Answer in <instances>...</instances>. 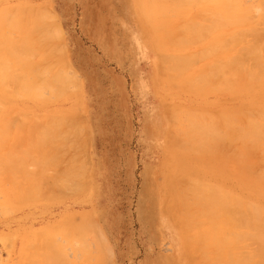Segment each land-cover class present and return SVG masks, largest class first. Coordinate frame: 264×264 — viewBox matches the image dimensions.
<instances>
[{
    "label": "rangeland",
    "instance_id": "1",
    "mask_svg": "<svg viewBox=\"0 0 264 264\" xmlns=\"http://www.w3.org/2000/svg\"><path fill=\"white\" fill-rule=\"evenodd\" d=\"M142 1L0 0V34L2 38H5L3 34H6V37L9 35L10 38H7L6 41L13 43L7 46V42L5 44L0 42V51L3 48L0 53V70H6H2L3 79H1L3 75L0 71L2 75L0 77L2 80H0V264H160L161 257L170 259L171 263L167 262V264H205L203 258L206 257V261L207 258L215 257L216 259V256H218L216 264L219 262V264H223L221 261L226 259L227 255H225V250L224 253H222V249L218 252L220 248L217 249L219 247L217 242L220 239H214L216 236L211 238L212 234H209L211 231L208 230L212 226L205 222L206 219L207 221L210 219L205 218L204 213L198 215L204 216L200 217L201 222L204 220L203 224H205L202 227L200 221L198 223L197 221H191L192 223L189 221L188 226L186 225L187 222L177 221L180 219L181 214L175 216V211H178V208L180 210V207L177 208L176 202L173 200L176 196L168 193L169 186L171 188H173L172 186L176 187V184L171 185V182L173 181L174 184L178 181L177 184H180V186L187 183V186L192 187H203L202 182L205 184L208 182L212 187H220V190L236 197L239 196L241 199L264 202V177L261 178V182L258 178V176H264V161L262 160L264 159V153L260 152V150L263 151L264 145L259 143L261 146L259 147L258 142L255 144L252 140L248 142L244 139L246 143H244L246 145V150H244L245 146L242 147L241 143L237 146L236 143L239 142H229L233 141L234 137L232 139L230 137L231 140L227 137L229 141H225L223 137L221 139V137L216 136L224 129L225 123L223 122L229 119L238 120V126L242 124L246 127V125H249L248 120L251 123H256L258 127L264 126V121H262L264 114H259L264 111V68L259 69L261 72L258 70V74H261L255 76L256 78L251 71L252 75L250 76H253L251 80L246 79V77L242 78V75L245 76L246 71L248 74L247 69L251 68L252 70V67H255L253 69L256 73L257 66L262 68V63L257 61L258 57L255 55L260 49L259 58L264 60V0H232L235 5H241L237 6L240 7L239 10L237 8L233 9L235 6L230 7L231 2L228 0H193L197 3L194 4L191 1V5L188 4L189 1L186 5L184 1L177 0L180 4L172 2L173 6L178 5L174 9L170 4L173 13L179 11V6L180 9L182 6H186L187 9L184 7L185 13L181 9V12H176L174 15H172V12H168V2L165 4L162 2L163 0H160L161 4L165 5L162 8V5L157 2L158 0H149L152 4H148L152 5V9L154 7L152 10L147 4L148 0H144L143 3ZM169 1L171 2V0ZM139 2H141V5H139ZM155 4L160 5L161 8L158 9L160 6ZM44 7L45 9H43ZM148 7L151 14L148 13ZM37 9L41 11L38 12ZM43 10L44 14L41 15ZM45 11L49 12L47 17ZM36 13L41 16L37 18ZM50 13L53 16H50ZM140 13L145 16H159V14L165 15V17L171 16L163 19L165 21L169 19L168 23H165L168 26H170L169 23H174V29L177 30L173 31L179 38L176 37L178 39L174 40L175 38L171 35L173 31H169L173 29L171 26L169 30L162 29L159 32L160 35L165 36L164 33L169 31L172 37L168 36L170 38L168 40L174 38L172 39L173 42L171 41L172 43L164 40L162 44V49L168 53L169 58L173 56V59L175 57L181 61L179 55L189 53L190 56V53L192 55L199 48L206 55H201V50L199 53L197 51L198 56H202V59L200 60L196 54L197 57L194 56L196 62L194 63L193 60L194 65L191 63L193 65L192 69L189 66L185 69L187 65H184L188 63L186 60L183 61L180 65L183 67L177 68L178 71L181 68L183 73L179 77H177V73L180 72L175 71L177 72L175 73L174 70L173 72L170 70L173 69L171 65H177L176 59H174L175 61L170 59L175 63L169 60L166 61L167 63L164 62L166 64L163 65L162 69V63L160 65L159 54L153 44L151 34L144 30L140 21L141 16H143ZM196 13L201 16L200 20L198 19L199 16L195 15ZM219 14L220 16H218ZM5 15L8 17L7 19ZM195 16L197 18L193 19ZM3 17L6 19V24L2 22ZM163 19L162 22H164ZM196 19L199 20L198 23ZM10 21L11 23H8ZM16 21L17 25L14 24ZM2 23L3 25H1ZM55 24H58L56 30H54L56 28ZM39 25L41 26L40 29H38ZM194 27L197 30L193 31ZM184 28H186L185 30L189 29L187 30L189 33L186 32L189 38H185V33V37H181ZM32 29L34 30L32 31ZM41 29L43 31L45 29L44 33H47V37ZM32 32L36 33L33 34ZM198 33L199 36H195ZM233 34L236 36L242 34L241 36H244L245 40L243 41L245 42L239 43V36H237V38L235 37L237 40L233 43ZM59 36L60 38H57ZM30 38L32 43L29 44L27 41L25 43L29 44L32 54L30 51L29 53L26 50V52L24 51L26 45H24V48L22 47L23 51H21V45L24 44L22 40L27 39L30 41ZM39 40H42L43 43L39 44ZM240 40L242 41L241 38ZM36 41L39 45L33 46L32 44ZM175 41L178 43L177 48L174 46L176 45L174 44ZM183 41L186 42L183 43L185 46L187 45L186 47L182 46ZM194 41L198 42L194 43ZM213 41L216 46H219V49L216 50L219 55L221 54L220 57L223 58V62H229L230 60L232 62L234 59H237L238 62L241 61L240 58H251L250 55H247L248 50L245 49H249L255 41L253 45L256 44L255 49L258 50L254 52V58H257L255 60H243H246L247 68L244 67L245 64H240L242 69L240 77L234 79L237 74L231 69L232 73L235 74L233 75L234 81H227L233 84L231 87H229L231 84L225 81L231 73L228 72L230 71L228 64L225 62L226 65L223 64L225 71H227V74L225 73L227 77L223 74L225 71L220 70L224 68L223 66L220 67V72L217 71L218 73H216L214 71L215 69L218 70L221 65L215 68L217 64L213 67V61H219L221 58L218 57V54L216 56L212 55L216 51ZM236 41L239 44H236ZM209 43H212L214 47L210 44L207 48ZM1 44H4V46L1 47ZM15 44L21 49L18 50ZM242 45H244V49ZM245 45L248 47L246 46V48ZM6 46L9 48L15 46L17 52L13 47L10 48V50L12 49L10 52ZM209 46L214 49L212 51L211 48L210 52L212 51V54H210V57L207 50ZM5 48L9 52H7L8 50L5 51ZM241 48L243 50L240 53L244 50L245 52L239 56L238 50ZM235 49H238L237 55ZM234 51L235 53H233ZM3 52L10 53L9 58L6 54L1 56V54H4ZM15 52L17 55L22 56L20 58L19 56L16 57ZM23 54L29 57L30 64L29 62L28 65L25 62L19 64L22 57L24 61L26 60V56L24 57ZM10 55H14L15 59L18 58L19 61L16 60L18 63L13 59L14 56L12 61ZM204 56L208 58H203ZM191 58L188 62H191ZM197 58L199 61L196 60ZM253 60L258 62V65H254L252 62L253 66L249 65L251 64L250 61ZM169 62H171L170 65ZM205 65L212 66L213 70H210L211 67L206 68L208 71L205 70ZM26 66L29 69L24 72ZM226 67H229V70ZM21 69L25 73L24 75H21L23 74ZM167 72L173 74H170L171 76L168 78ZM237 72L239 75L240 71ZM5 73L7 76H5ZM209 73L214 74V78L217 76V79H214ZM219 73L223 74L220 77L227 78L224 82L228 84L231 90L227 89V85L224 86L225 84L219 77ZM176 74L177 78H174ZM36 75H39L40 78ZM21 76L22 78H20ZM25 76L27 81L23 79ZM31 76L34 80H31ZM200 76H203V82L206 85L205 83L202 85L203 82ZM210 76L213 80L209 78ZM5 77H8L9 80H6ZM231 77L229 76V78ZM192 79L198 81L197 84L201 87L197 84L193 85L196 82L192 83ZM23 80L29 83V87L25 85V81L22 82L24 87L23 84L19 86ZM184 80H190L191 83L189 82L184 86V83L188 82H184ZM216 80H221L222 83ZM218 83L224 87L222 89H225V91L216 88V85L220 87ZM190 84L192 85L190 86ZM55 86H59L60 89H56ZM202 86H204V89L200 91ZM20 87L27 88L30 91H24ZM189 87H192L191 90ZM14 88L20 89L18 92L22 91L21 94L24 93L25 95H21ZM213 88H216V90ZM27 91L29 94H27ZM189 115L191 119L188 122ZM70 117L72 118L68 119ZM196 118L198 121H196ZM192 120L197 122V126ZM199 120L202 124L204 122L205 124L206 122L209 123L210 127L218 128L217 126H219L221 128V130L218 129L219 132H216L215 135L218 139L224 141H222L223 146L221 142L219 143L221 149L219 146L216 149L214 148L215 150L213 149L217 140L214 138L215 136L211 135L213 134L211 133L212 129H210L211 131L208 129V132L210 131L208 136H212L209 140L211 139L210 141L214 142V144L211 142L212 145H208L209 142H206L209 151L211 147V151L204 152L207 149L205 147V149L199 148L200 151H204L196 150L195 144L199 141L202 142L203 139L201 136L202 138L199 140V136L203 135L204 131V128L203 131L201 129L207 127L204 124L202 126ZM210 120L217 121V123L214 122L217 126L210 124L212 122H209ZM51 122L54 126L50 125ZM230 122L233 123V127L241 128L237 126V122ZM231 123L229 124L228 121L226 125L232 126ZM69 124H71L69 126L70 130H65L66 127L69 128ZM191 125L192 128H190ZM198 126L201 128L198 130L201 134L197 135V138L193 137V135L196 136L195 133L189 135L194 138L193 142V139L188 137L189 131L185 132L187 136L185 135V127L186 130L191 129L190 131H194L192 129H197ZM42 127L47 131L50 130L48 133L52 135L47 134L48 136L44 135V137L43 132L44 134L47 132L45 133L44 129L41 131ZM60 128H62V133H60ZM64 131H68V134L65 135L69 137L65 139L64 135V139H61L62 137L57 139L63 136ZM54 132L57 135L56 139ZM181 132L183 137L180 134ZM194 132L198 133L197 130ZM40 134L45 140L40 137ZM76 135H79L78 138ZM208 136L206 137L208 138ZM80 138L83 140L81 141ZM187 138L191 139L189 145L184 142L188 141ZM236 139L240 140V138ZM236 139L234 138L235 141ZM77 141H79V144L76 143ZM173 141L176 142V145L173 144ZM178 141L184 142L183 144L180 143L181 146L188 149L180 148ZM241 142L243 143V139ZM226 143L230 148L236 145L237 148L235 147V149L238 152L241 150V155L243 153L244 156L240 157L241 155L236 153V150L229 149ZM254 145H258L256 149ZM248 146L251 151L247 150L249 149ZM65 147L66 149H64ZM59 148L64 149V151L60 152L62 150ZM190 149H194V151ZM65 150H68L67 155ZM27 156H29L28 159ZM71 157L74 162L76 161L79 164V161L82 160L81 162L84 165L80 164L79 166L76 162L72 164ZM82 158H85L84 161ZM9 160L11 161L9 162ZM23 163L26 168H23ZM69 164H72V167L79 166L78 169L83 167L80 169L81 171H78V169L76 170L77 167L75 170L74 167H68ZM63 166H65L64 170ZM70 168L72 171H70ZM40 169H42V173ZM73 170L75 172L71 174ZM247 172L251 174L248 175ZM74 176L79 178H73ZM62 180L63 184L61 183ZM189 180H195L194 184L198 180L199 182H197L203 185L198 186L197 183L196 185L193 184L194 186L190 185L193 181L188 183ZM68 185L69 188L71 187L70 191ZM180 186L173 189L176 191H173L175 194L177 191L180 192L178 190ZM204 187L208 189L207 184ZM60 192L62 193L60 194ZM171 195L172 199L170 200ZM167 197L169 200L166 201ZM207 201L209 202V199L203 201L207 204V206L203 204L204 209L208 208L209 204H213V206L217 204L215 199L210 200V203H207ZM186 205L189 204L184 206ZM211 208L209 211L213 210ZM208 213L206 214L207 217H209ZM196 223H200V225L198 226ZM82 225H86L88 229ZM217 225V228H227L225 224L221 225L219 223ZM183 226L184 228L191 226L192 229H189L193 231L182 232L180 227ZM194 228L196 229L194 230ZM198 231L207 232L206 235L210 240L203 233L207 238V240L204 238L203 242L214 243L217 246L216 249L212 245L210 248L209 244L206 243L205 245L197 244L199 246L193 244L195 240L197 243L202 240L199 239L201 237ZM182 233H184V236L187 234L193 236L191 244L190 241L186 242L187 239L186 237L183 238ZM197 235L199 237L194 238ZM223 240H220L222 244L225 241L228 243V239L225 240L224 238ZM54 243L55 249L50 245L53 246ZM84 243L85 246L87 245V249L81 246ZM256 246L255 242H249L243 246H238L237 251L244 254L245 252L254 251ZM194 247L200 250L195 252ZM202 249L204 252L206 249L207 252L204 253ZM54 251L55 254H53ZM215 252L218 255H215ZM220 254L225 256L224 259H220ZM46 258L47 261H51L47 262ZM215 259H210L213 264Z\"/></svg>",
    "mask_w": 264,
    "mask_h": 264
},
{
    "label": "bare ground",
    "instance_id": "2",
    "mask_svg": "<svg viewBox=\"0 0 264 264\" xmlns=\"http://www.w3.org/2000/svg\"><path fill=\"white\" fill-rule=\"evenodd\" d=\"M136 1V0H135ZM142 1V0H141ZM144 1V0H143ZM143 1H142V3H143ZM149 1V0H148ZM147 1V4L148 3H150V4H152L151 3V1H149L148 2ZM155 1V0H154ZM179 1V0H178ZM181 1H184V3L186 4V5H191V1L193 2V0H181ZM189 1V2H188ZM202 1V0H201ZM228 1H230L229 3L231 4L230 5V7H232V6H235L233 9H235V8H237L238 10H239V8L240 7H237L239 4H236L235 5V3L233 2L232 3V0H228ZM158 3H160V5H162L161 4V2H160V0H158L157 1ZM163 3H167L168 2V5H169V7H168V12H172V9H174L175 7H177V6H173L176 2H177V0L174 2L173 0H171V2L169 1V0H163L162 1ZM174 4H173V3ZM187 2H188V4H187ZM140 4L139 5H141V2H139ZM179 2H177V4H178ZM194 4H196L197 2H193ZM198 3H199V1H198ZM202 3V2H201ZM170 4H171V7L173 6V8L171 9L170 8ZM180 4V3H179ZM221 4V3H220ZM138 5V6H139ZM149 5V4H148ZM155 5H157V6H160V5H158V4H155ZM150 6V5H149ZM152 6V5H151ZM150 6V7H151ZM163 6H165V5H162V8H163ZM239 6H241V5H239ZM184 7H186V6H182L181 7V9H183ZM159 8H161V6L160 7H158V9ZM165 9H166V7H164ZM217 8V7H216ZM30 9H32V8H30ZM29 9V10H30ZM40 9H42V8H40ZM43 9H45V7L43 8ZM150 9H152V7L150 8ZM153 9H154V7H153ZM152 9V10H153ZM170 9V10H169ZM178 9V8H177ZM176 9V10H177ZM180 9V6H179V11H174V13L172 12V15H174L176 12H181L182 10ZM186 9H187V7H186ZM28 10V11H29ZM38 10V9H37ZM148 10H149V7H148ZM164 10V9H163ZM17 11V10H16ZM39 11H41V10H38V12ZM46 11H48L47 9H46ZM45 11V15H46V17L48 16L47 14H49V12L47 13ZM137 11V10H136ZM151 10H149L148 11V13L150 12ZM158 11H160V10H158ZM31 12H33L32 10H31ZM37 12V11H36ZM37 12V13H38ZM168 12H166V13H168ZM182 12H184V9H183V11ZM29 13H30V11H29ZM36 13V14H37ZM42 13L44 14V10L41 12V15H42ZM137 13V12H136ZM185 13V12H184ZM199 13V12H198ZM198 13H196L195 15H197ZM24 14V13H23ZM51 14V13H50ZM141 14V13H140ZM149 14H151V12L149 13ZM182 14V13H181ZM180 14V15H181ZM224 14V13H223ZM38 15V16H37ZM36 15V17L37 18H39L41 15H39V14H37ZM141 15H143V13L141 14ZM157 15V14H156ZM166 15H168V14H166ZM50 16H53L52 14L50 15ZM139 16V15H138ZM194 16V15H193ZM197 16H199L198 17V19L200 20V15H197ZM218 16H220V14L218 15ZM10 17H12V16H10ZM43 17V16H42ZM55 17V16H54ZM169 17V15L168 16H166L165 17V15L164 16H162V15H160L159 14V16H145V15H143V16H141V23H142V26H143V28H144V30H146V32L148 33V34H151V37H152V39H153V44L155 45V47H156V51L158 52V54H159V60H160V65H161V63H162V69H163V65L164 64H166L168 61L167 60H169V61H171L170 59H173L172 57L171 58H169V55H168V53H166L165 51H164V49H162V44H163V41L165 40V41H168V42H170V43H172L173 41H172V39H174V40H176V39H178L179 37L177 36V35H175V31H173V30H177V29H174L175 28V26H173L174 25V23H169V25L171 26V27H173V29L171 30L170 28V26H168V24H165V23H168V21H169V19H168V21L166 22L163 18H165V19H167ZM171 17V16H170ZM169 17V18H170ZM4 18V17H3ZM5 18L7 19L8 17H6V15H5ZM3 19V21L2 22H6V19ZM13 18V17H12ZM12 18H10V19H12ZM37 18H35V19H37ZM52 19H53V17H51ZM50 18V19H51ZM173 18V17H172ZM194 18H197L196 16L195 17H193V19ZM216 18V17H215ZM22 19V18H21ZM26 19V18H25ZM41 19V18H40ZM39 19V21H41V20H44L43 18L40 20ZM46 19V18H45ZM163 19V21L164 22H162L161 20ZM193 19H192V21H193ZM221 19V18H220ZM38 20V19H37ZM46 20H48V19H46ZM197 20V19H196ZM195 20V21H196ZM199 20H197V23H198V21ZM202 20V19H201ZM216 20V19H215ZM12 21H13V19H12ZM22 22V21H21ZM46 22V21H45ZM44 22V23H45ZM172 22V21H171ZM8 23H11V21L10 22H8ZM14 23V22H13ZM36 23H39V22H37L36 21ZM35 22H34V24H36ZM44 23H43V25H44ZM47 23V22H46ZM6 24V23H5ZM15 25H17V21H16V23H14ZM14 24H12V25H14ZM22 24V23H21ZM40 25H41V23H39ZM164 24H165V27H164ZM1 25H3V23L1 24ZM10 25V24H9ZM39 25V28L38 29H40V26ZM56 25H58V24H55V26ZM193 25V24H192ZM37 27H38V24L36 25ZM47 26V25H46ZM55 26H54V28H55ZM166 26H168L167 28H166ZM189 26V25H188ZM57 27L58 26H56V28L54 29V30H56L57 29ZM177 27V26H176ZM199 27V26H198ZM201 27V26H200ZM199 27V28H200ZM34 28L36 29V27L34 26ZM51 29V28H50ZM162 29H166V30H169V31H173V32H171V33H173V34H171L169 31L167 32V33H164V34H166L165 36H162V35H160V31L162 30ZM186 28H184L183 30V33H181L182 35H181V37L182 36H184L185 37V35H186V37L185 38H187L188 37V35H187V33H189V32H187V30H189L188 28H187V30H185ZM191 29V28H190ZM197 30V28H195L194 27V29H192L193 31L194 30ZM203 29V28H202ZM5 30V29H4ZM34 29H32V31H33ZM48 30V29H47ZM59 30H60V28H59ZM192 30H190L191 32H192ZM3 31V30H2ZM41 31L43 32V34H45L46 35V37H47V33H44L45 32V29H44V31H43V29H41ZM58 31V30H57ZM51 32H53L52 30H51ZM50 32V34L51 35H53V33H51ZM56 32V31H55ZM187 32V33H186ZM31 33V32H30ZM33 34L34 33H36V32H32ZM174 37V38H172L171 40H168V39H170L168 36H171L170 34ZM184 33H185V35H184ZM193 33H195V32H193ZM202 33V32H201ZM207 33H208V31H207ZM29 34V33H28ZM56 34V33H55ZM203 34H204V31H203ZM58 35V34H57ZM59 35H60V33H59ZM175 35V36H174ZM178 35H180V34H178ZM194 35V34H193ZM196 35H198L199 36V33L198 34H195V36ZM205 35V34H204ZM234 35V34H233ZM242 34H240V36L237 34V36H239V38H238V41H239V43H243V42H245V41H243V40H245L244 39V36H241ZM0 36H1V34H0ZM7 35L5 34H3V37H5V38H2V36L0 37V40H2V41H0V42H3L4 44H5V42H7L8 43V41H6V39L7 38H10L9 37V35H8V37H6ZM171 36V37H172ZM201 36V35H200ZM237 36L236 35H234V41H232L233 43L235 42V40H237L236 38H237ZM255 36H257V35H255ZM50 37V36H49ZM176 37H178V38H176ZM203 37V36H202ZM236 37V38H235ZM243 37V38H242ZM2 38V39H1ZM24 38V37H23ZM57 38H60V36L59 37H57ZM57 38H55V39H57ZM189 38V37H188ZM194 38H196V37H194ZM232 38V39H233ZM240 38L242 39V41L240 40ZM27 39H29V38H27ZM27 39H24V40H22V41H24L22 44H23V46L21 45V48L23 47L24 48V45H26L25 46V48L26 49H24V51L26 50V51H28V53H29V51H30V53H31V48L29 47V44H30V42H31V38H30V41H28ZM254 39H256V37H254ZM5 40V41H4ZM37 40V39H36ZM52 40V39H51ZM257 40V39H256ZM16 41V40H15ZM18 41V40H17ZM25 41H27V42H29V44H26L25 43ZM172 41V42H171ZM188 41V40H187ZM216 41V40H215ZM238 41H236V44H239L238 43ZM258 41V40H257ZM39 42V44L42 42V40L40 41H38ZM178 42V41H177ZM185 41H183L182 42V46L184 45L185 46V44H183ZM191 42V41H190ZM196 42H198V41H194V43H196ZM200 42V41H199ZM259 42V41H258ZM32 43V42H31ZM43 43V42H42ZM186 43V42H185ZM213 43V45H215L216 46V44L214 43V41L212 42ZM212 43H209V44H207V48H208V45H210L211 44V46H213L212 45ZM223 43V42H222ZM251 43H253V42H251ZM254 43H255V41H254ZM253 43V44H254ZM4 44H1V47H3L4 46ZM10 44H13V43H8L7 44V46H9ZM21 44V43H20ZM38 43H37V41H36V43L34 42V44H32L33 46L34 45H37ZM38 44V45H39ZM165 44H167V43H165ZM174 44H176V45H174L176 48L178 47V43H176V41H175V43ZM180 44H181V42H180ZM179 44V45H180ZM224 44V43H223ZM252 44V46L251 47H249V49H245L246 51H247V55H250L251 56V58H249V57H246V58H244V59H246L247 61H248V59H256L257 57H258V59L260 60H258L257 59V61L258 62H260V63H262V68H261V66H257V71H256V73L254 72L255 70L253 69V68H255V67H252V70H251V68L250 69H247L249 72L251 71L254 75V77L256 76H258L259 74H261V73H259L258 74V72L260 71L261 72V70L264 68L263 67V61L264 60H261V58H259V55L261 54H259V51H260V49L258 50L257 48L255 49V45H253ZM16 46H17V48H18V45L17 44H15ZM32 45H30V46H32ZM46 45V44H45ZM45 45H43V46H45ZM47 45H49V44H47ZM171 45V44H170ZM189 45V44H188ZM190 45H191V43H190ZM241 45V44H240ZM6 46V48H8L9 50H10V48L11 47H13V46H10V48L9 47H7ZM33 46H32V48H33ZM187 46V45H186ZM185 46V47H186ZM237 46V45H236ZM243 46L244 45H242V48H243ZM247 45H245V47H246ZM47 47V46H46ZM55 47V46H54ZM180 47H181V45H180ZM214 47V46H213ZM213 47H210L209 46V49H207L208 51H209V57L211 56L210 54H212V51H214V49H213ZM218 47V48H217ZM234 47H235V45H234ZM248 47V46H247ZM246 47V48H247ZM6 48H5V51H7L6 50ZM16 47L14 46L13 47V49L14 50H16L15 49ZM21 48H18V50H20ZM23 48H22V50L21 51H23ZM27 48H28V50H27ZM29 48H30V50H29ZM56 48V47H55ZM54 48V49H55ZM60 48V47H59ZM183 48V47H182ZM213 50H212V49ZM215 48V50L216 49H219V46H216V47H214ZM240 48V47H239ZM240 49V50H238V52H239V54L237 53V50H236V55L238 54L239 56H240V54L242 55V53L243 52H245V50L244 51H242V53H240V51L241 50H243V49ZM1 49V48H0ZM58 49V48H57ZM61 49V48H60ZM170 49V48H169ZM9 50L7 51V52H9ZM12 50V49H11ZM11 50H10V52H11ZM168 50V49H167ZM200 50H201V52H200ZM210 50H212L211 52H210ZM258 50V53H256V55H255V51H257ZM1 51H3V48H2V50ZM1 51H0V53H1ZM25 51V52H26ZM50 52H51V50H49ZM48 51V52H49ZM60 51H62V50H60ZM197 51H198V53L200 52V54L202 55L203 54V51H202V49L201 48H199V50H196L195 51V53H192V55H191V53H190V56L188 55L189 53H187L186 55H183V54H181V55H179V57H180V60L181 61H179V60H177V58H175L174 57V59H176V63H177V65L176 64H173L174 65V67H173V65H171L172 66V68L173 69H170V70H172V72H173V70H174V72L175 71H178V69L177 68H179V67H181L180 65L182 64V62L183 61H187V63L188 64H193V60H194V63L196 62L195 61V58L198 56V54H197ZM217 51V50H216ZM216 51H214L213 52V54L212 55H215L216 56V54H218L219 55V52L217 51V53H216ZM7 52H3L4 54H1V56H4L5 54L6 55H8V58H9V54L10 53H8L7 54ZM16 52H17V50H16ZM15 52V53H16ZM24 52V53H25ZM205 52V51H204ZM14 53V55H16V57L17 56H19V58H20V56H22V55H20V54H18L17 55V53L15 54ZM19 53V52H18ZM27 53V54H28ZM52 53V52H51ZM57 53V52H56ZM208 53V52H207ZM215 53V54H214ZM233 53H235V51L233 52ZM32 54V53H31ZM54 54H55V52H54ZM194 54V55H193ZM196 54H197V56H196ZM226 54V53H225ZM13 55V56H14ZM24 55V54H23ZM47 55V54H46ZM188 55V56H187ZM203 55H206V54H203ZM208 55V54H207ZM224 55V54H223ZM230 55V54H229ZM254 55L255 56H257L256 58H254ZM11 56V55H10ZM13 56H11V60L13 61V59H15V56L13 57ZM26 56V60H27V63H26V60L24 61V59H23V57H22V61L21 62H19V64L20 63H22V62H25V64H27L28 65V62L30 61V59H29V57H27V55H24V57ZM28 56H29V54H28ZM32 56V55H31ZM174 56H177V55H174ZM183 56V57H182ZM186 58H185V57ZM191 56H193L192 58H191ZM194 56H196V57H194ZM221 56V54L218 56V57H220ZM228 56V55H227ZM12 57H13V59H12ZM191 58V62H188V60H189V58ZM202 56H198V58L201 60L202 58H201ZM208 58L207 56H204L203 58ZM234 57V56H233ZM237 57V56H236ZM261 57H262V55H261ZM263 57H264V54H263ZM262 57V58H263ZM5 58H7V57H5ZM183 58V59H182ZM187 58H188V60H187ZM198 58L196 59V60H198ZM221 58V57H220ZM228 58V57H227ZM29 59V60H28ZM222 59L223 58H221V60H219V61H221V62H219L218 60H216V61H213L214 63H212V64H214L213 65V67H215V65H216V67L215 68H217L219 65H221V66H219L218 67V70L217 69H215L214 71H216V73H218V72H220V70H224L225 71V65L226 64H228L227 66H229L230 67V71H228V72H231L232 73V70H233V72L234 73H236L237 75H235L234 73H230V75H228V77H227V71H225L223 74H224V76L226 75V77L228 78H226L227 80H225V78L223 77H220V76H222L220 73V75H219V77L223 80L222 82H224V80L227 82V81H234L233 80V75H235L234 76V79H235V77H240L241 76V71H242V69H241V65L240 64H245V68H247V65H246V60L245 61H243L244 59H242V58H240L241 59V61L239 60L238 62L236 61L237 59H234V61H232L231 62V60L229 61V62H231V64H229V62H225L226 64H224V62L222 61ZM16 60H18L19 61V59L18 58H16L15 59V61ZM171 61V62H173V63H175L174 61ZM215 60V59H214ZM253 60V61H254ZM18 61H16V63H18ZM167 61V62H166ZM177 61H179V62H177ZM199 61V60H198ZM250 61V63L252 62V63H254V65H258V62H256V61ZM7 62V61H6ZM9 62V61H8ZM7 62V63H8ZM164 62H166V63H164ZM171 62H169L168 64L170 65V63ZM217 62H219V63H217ZM237 62V63H236ZM240 62V63H239ZM243 62H245V63H243ZM2 63V62H1ZM252 63L251 64H249V65H252ZM256 63V64H255ZM3 64V63H2ZM29 64H30V62H29ZM167 64V65H168ZM188 64H186L185 63V65H184V63H183V65L184 66H186L185 67V69L186 68H189V67H191V69L193 68V65L191 64V65H188ZM223 64H224V66H223ZM24 65V64H23ZM23 65H20V66H23ZM242 65V66H243ZM261 65V64H260ZM4 66V65H3ZM189 66V67H188ZM206 66H208V67H206ZM224 67L223 69L221 68L220 69V67ZM253 66V65H252ZM9 67V66H8ZM7 67V68H8ZM27 67V66H26ZM66 67H68L67 65H66ZM168 67V66H167ZM183 67V66H182ZM181 67V68H182ZM211 67V68H210ZM213 67L212 66H209V65H205V67H204V69L205 70H207L208 71V69L210 68V70L212 69L213 70ZM229 67H226V68H228V70H229ZM169 68H171V67H169ZM176 70H175V69ZM181 68H180V71H178V72H180V73H177V72H175V73H177L178 74V76H177V74L174 76V78L177 76V77H179V75H182L183 73L181 72L182 70H181ZM206 68H208V69H206ZM27 69H29L28 67L25 69L24 68V72H25V70H27ZM60 69V68H59ZM62 69H63V67H62ZM70 69V68H69ZM168 69V68H167ZM220 69V70H219ZM232 69V70H231ZM259 69H261V70H259ZM2 70H5V69H1L0 71H1V73H2ZM188 70V69H187ZM211 70V71H212ZM259 70V71H258ZM6 71V70H5ZM21 71H22V69H21ZM23 71H22V73H23ZM69 71V70H68ZM168 71V70H167ZM218 71V72H217ZM237 71H240L239 72V75H238V72ZM8 72H9V70H8ZM8 72H6V73H8ZM164 72H165V70H164ZM169 72V71H168ZM166 73L167 75H168V78L173 74L172 72H170V73ZM222 72V71H221ZM244 72V71H243ZM242 72V73H243ZM249 72H248V74H247V71H246V74H245V76H243L242 75V78H244V77H246V79H250L251 80V78L253 77V76H250V75H252V73L250 72V74H249ZM6 73H5V76H7L6 75ZM31 73V72H30ZM188 73V72H187ZM226 73V74H225ZM9 74V73H8ZM25 73H23V74H21V75H24ZM171 74V75H170ZM210 74V73H209ZM229 74V73H228ZM244 74V73H243ZM2 75H3V73H2ZM1 74H0V77L2 76ZM12 75V74H11ZM210 75H212L213 76V78H214V74H210ZM218 75V74H217ZM10 76V75H9ZM14 76L16 77V75L14 74ZM18 76V75H17ZM27 76V75H26ZM25 76V78L23 77V79H25L26 81H27V77ZM30 76V75H29ZM39 75H36V77H38ZM212 76H210L209 78L211 79V77ZM229 76L231 77V78H229ZM250 76V77H249ZM3 77H4V75L2 76V78L1 79H3ZM173 77V76H172ZM176 77V78H177ZM194 77H196V76H194ZM201 77V76H200ZM203 77V76H202ZM201 77V81L203 82L204 80H203V78ZM217 76H215V78L214 79H217L216 78ZM249 77V78H248ZM255 77V78H256ZM6 78V80L8 79V77H5ZM9 78H14V77H9ZM20 78H22V76L20 77ZM30 78V77H29ZM38 78H40V77H38ZM59 78V77H58ZM173 78V79H174ZM192 78V77H191ZM197 78V77H196ZM195 78V79H196ZM213 78L211 79V80H213ZM220 78H218V79H220ZM0 79V80H1ZM10 79V80H11ZM56 79V78H55ZM198 79H200V78H198ZM232 79V80H231ZM237 79V78H236ZM9 80V79H8ZM25 80H23V81H21V84L19 85V86H21L23 83L22 82H24ZM31 80H34V78L32 79V76H31ZM58 80V79H57ZM193 80V79H192ZM191 80V81H192ZM2 81V80H1ZM5 81V80H4ZM25 81V85L26 86H28L29 85V83H27ZM175 81H176V79H175ZM188 81V82H187ZM184 80V82H187V83H184V86H186L185 84H188L189 82H190V80ZM194 81L196 82V83H194ZM201 81H199V82H201ZM217 82L219 81V82H221V80H216ZM15 82H17V81H15ZM37 82V81H36ZM35 82V83H36ZM53 82V81H52ZM197 82L198 81H196V80H193V82L192 83H194L193 85H196L197 84ZM214 83H215V81H213ZM221 82V83H222ZM229 82H227L228 84H231V83H229ZM38 83V82H37ZM37 83H36V85H37ZM49 83V82H48ZM191 83V82H190ZM205 82H203L202 83V85L204 84ZM211 83H212V81H211ZM227 83H225L224 82V86H226L227 85V87H228V84ZM53 84V83H52ZM200 84V83H199ZM13 85V84H12ZM41 85V84H40ZM49 85V84H48ZM178 85V84H177ZM192 84H190V86H191ZM198 85V84H197ZM205 85H206V83H205ZM209 85V84H208ZM218 85L220 86V84L218 83ZM222 85V84H221ZM233 84H231L229 87H231ZM18 86V87H19ZM23 87H24V84L22 85ZM67 86V85H66ZM184 86H182L183 88H184ZM198 86H200V85H198ZM211 86H214V85H211ZM23 87H20V88H23ZM29 87V86H28ZM44 87V86H43ZM56 87V86H55ZM197 87V86H196ZM201 87V86H200ZM204 86H202V89H200V91L201 90H203L204 88H203ZM215 87V86H214ZM227 88V89H229V90H231L230 88ZM63 88H64V86H63ZM192 88V87H191ZM191 88L189 87V89L191 90ZM209 88V87H208ZM216 88L218 89V88H224L223 86H220V87H218L217 85H216ZM216 88H213L214 90H216ZM12 89V88H11ZM15 89V88H14ZM24 89V88H23ZM56 89H60L59 88V86L58 87H56ZM17 89H15V91H16ZM26 90H29V89H27V88H25L24 89V91H26ZM39 90V89H38ZM219 90V89H218ZM225 91V89H222V91ZM18 91H20V89L19 90H17V92ZM23 91V92H24ZM30 91V90H29ZM59 91V90H58ZM62 91V90H61ZM199 91V92H200ZM222 91H220V93H222ZM228 91V90H227ZM14 92V91H13ZM22 92V91H21ZM21 92H18V93H20L21 94ZM33 92V91H32ZM26 93V92H25ZM27 94H29L28 93V91H27ZM21 95H25L24 93L23 94H21ZM30 95H32L31 93H30ZM29 95V96H30ZM259 113V112H258ZM259 114H264V111H262V112H260ZM262 116V115H261ZM260 116V117H261ZM264 116V115H263ZM262 116V121H264V117ZM26 117V116H25ZM73 117V116H72ZM72 117H70V118H68V119H71ZM192 117V116H191ZM194 117V116H193ZM58 118V117H57ZM195 118V117H194ZM251 118H253V116H251ZM67 119V118H66ZM191 118H190V115H189V119H188V122H189V120H190ZM197 119V118H196ZM196 119H194V120H196ZM254 119V118H253ZM37 120V119H36ZM47 120V119H46ZM57 120V119H56ZM59 120H60V117H59ZM73 121H74V119H72ZM169 120V119H168ZM33 121H35V120H33ZM62 121V120H61ZM64 121H65V119H64ZM193 121V120H192ZM196 121H198V119L196 120ZM200 121V120H199ZM212 121V122H211ZM229 121V124L231 123L230 121H235V122H237L236 124H237V126H238V120H236V119H233V120H225L223 123H225V127H224V125H223V127H224V129L223 130H221V128L219 127V126H217V124H215V123H217V121H213V120H210L209 122H211L210 124H212V125H215V126H217L218 128H216V127H210L209 126V123H207L206 122V124H205V122L203 123L204 124V126H207V127H202L203 126V124L201 123V121H200V123L202 124V126L201 125H199L200 127H202V129L198 126V128L197 129H192V130H194V131H196L197 130V132H198V130H199V128L203 131V128H204V131H203V135H200L201 133H200V131L196 134V132H194V131H190L191 129L190 128H192V125H191V127L189 128L190 130H186V127H185V131H184V133L186 132L187 133V131H189L188 132V137H191V136H189V135H192V133H195V135L196 136H194L193 135V137H195V138H197V135L200 137H198L199 138V140H201V138L203 137V139H202V142L201 141H199L197 144H195L196 146V150L198 149V151H200V147L202 148V149H205V148H207L206 149V151H204V150H201V151H204V152H208L209 151V147H208V145L210 144V145H212V144H214V142L213 141H210L209 140V138L211 137L212 138V136L214 137L219 131H218V129L219 130H221V132H219L220 134L218 135H216V136H219V138L221 137V139H225V141L228 139L227 137H229V139H230V137H231V139H232V137H234L235 139L236 138H240V140L239 139H236V141L234 140V138L232 139L233 141H229V140H227V141H229L230 143H232V142H239V143H236L237 144V146H238V144H242V147H244L245 146V148H243L244 150H246V145H244V143H245V140H247L248 142L250 141V140H252V141H254V143L255 144H257L256 142H258V145H259V143H260V145H264V144H262V142H264V126L263 127H258V126H256V123H251V121H249L248 120V122H249V125H246V127H245V125L244 126H242V124H240V126H238V127H241V128H235V127H233V123H231V125L232 126H230L229 124H227L226 125V122H228ZM247 121V120H246ZM246 121H245V124H246ZM48 122V121H47ZM57 122V121H56ZM55 122V123H56ZM191 122V121H190ZM194 122V121H193ZM215 122V123H214ZM50 123V122H49ZM53 122H51V124L50 125H53L54 126V124H52ZM76 123V122H75ZM195 124L197 123V122H194ZM199 123V122H198ZM214 123V124H213ZM241 123V122H240ZM243 123V122H242ZM77 124V123H76ZM50 125H48V126H50ZM194 125V124H193ZM222 125V124H221ZM65 126V125H64ZM69 126H71V124H69L68 125V127ZM78 126V125H77ZM195 126H197V124L195 125ZM236 126V127H237ZM51 127V126H50ZM66 127V126H65ZM194 127V126H193ZM222 127V126H221ZM242 127H244V128H242ZM47 128V127H46ZM55 128V127H54ZM62 128H63V126H62ZM62 128H60L59 130L61 131H59L60 133H62L63 131H62ZM214 128H216V129H214ZM43 127H42V130L41 131H43ZM48 129H50V128H48ZM208 129L210 130V129H212V131H211V133H213V134H211L212 136H208V135H210V131L208 132ZM64 130V129H63ZM65 130H70V127L67 129V127L65 128ZM73 130V129H72ZM213 130H215V131H213ZM44 131H45V133L46 134H44V132H43V136L44 135H47V134H50V133H48L50 130H48L47 131V129H44ZM201 131V132H202ZM65 133H63V136H58L59 138H57V135H56V132H54L55 133V139L57 138V139H60L61 137V139H66V137H69V136H66L65 134L68 132H66V131H64ZM217 132V133H216ZM59 133V134H60ZM72 133V132H71ZM70 133V135H72ZM79 133V132H78ZM186 133H185V135H186ZM207 134V135H204V134ZM209 133V134H208ZM215 133V134H214ZM58 134V133H57ZM68 134V133H67ZM181 134V136L183 137V135H182V132L180 133ZM50 135H52V134H50ZM62 135V134H61ZM64 135H65V137H64ZM48 136V135H47ZM77 136V135H76ZM79 136V135H78ZM78 136H77V138H78ZM187 136V135H186ZM185 136V137H186ZM202 136V137H201ZM206 136H208V138L206 137ZM214 137L215 139H214V141H216L215 142V145L214 146H216V147H214L213 146V149L215 148H217V146H219V148L221 147L220 146V142L222 143V141L223 140H221V139H218V137ZM40 137H42L41 136V134H40ZM45 137V136H44ZM64 137V138H63ZM206 137V138H205ZM223 137V138H222ZM47 138V137H46ZM73 138H74V136H73ZM177 138V137H176ZM192 138V137H191ZM207 140H205V139ZM42 139H43V137H42ZM41 139V140H42ZM49 139V138H48ZM68 139V138H67ZM75 139V138H74ZM178 139H179V137H178ZM188 139V138H187ZM193 139V142H194V138H192ZM230 139V140H231ZM242 139H243V143L241 142L242 141ZM245 139V140H244ZM43 140H45V139H43ZM80 140H81V138H80ZM83 140V139H82ZM81 140V141H82ZM175 140V139H174ZM191 139H188V141H184L185 142V144L186 143H188V145H189V141H190ZM195 140H197V139H195ZM205 140V141H204ZM209 140V141H208ZM220 140V141H219ZM239 140V141H238ZM48 141V140H47ZM59 141H61V140H59ZM63 142H64V140H62ZM177 141V140H176ZM246 141V142H247ZM174 142V141H173ZM179 142V141H178ZM183 142V143H184ZM192 142V143H193ZM203 142H204V144H203ZM208 143V145H207V143ZM211 142H212V144H211ZM224 142V141H223ZM72 143H75V142H72ZM76 143H78L79 144V141H77ZM75 143V145H77ZM181 142H179V144H178V146H180V148L182 147L181 146V144H183V143H181ZM196 143V142H195ZM202 143V144H201ZM216 143H217V145H216ZM173 144H175L176 145V142H174ZM194 144V143H193ZM225 144V143H224ZM229 144V143H228ZM246 144V143H245ZM222 146H223V143L221 144ZM226 145H227V143H226ZM230 145V144H229ZM234 145V144H233ZM253 145V144H252ZM258 145H254L255 147V149H256V147L258 146ZM259 145V147H261ZM81 146H83V145H81ZM198 146V147H197ZM228 146V145H227ZM232 146V145H231ZM235 147H236V145H234ZM250 146V145H249ZM249 146H248V148H249ZM184 147V146H183ZM182 147V148H183ZM187 147V146H186ZM205 147V148H204ZM229 147V146H228ZM235 147H233V148H230L229 147V149H232V150H236L235 149ZM82 148V147H81ZM237 148V147H236ZM60 149V148H59ZM64 149H66V147L64 148ZM64 149L62 150V149H60V150H62V151H60V152H63L64 151ZM68 149V148H67ZM184 149H188V148H185L184 147ZM213 149H212V151H213ZM214 149V150H215ZM221 149V148H220ZM225 149V148H224ZM228 149V150H229ZM258 149H260V148H258ZM77 150V149H76ZM79 150V149H78ZM191 150V149H190ZM193 151H194V149H192ZM191 150V151H192ZM218 150V149H217ZM248 151L250 150V148L249 149H247ZM68 151V150H67ZM67 151L65 150V153H66V155H67ZM82 151V150H81ZM200 151V152H201ZM210 151H211V147H210ZM209 151V152H210ZM247 151V152H248ZM251 151V150H250ZM259 151V150H258ZM241 150H239V152H238V150H236V153H239L240 155H241ZM260 152H262V153H264V149H263V151H261L260 150ZM70 153V152H69ZM73 153V152H72ZM187 153V152H186ZM28 154V153H27ZM64 153H62V155H63ZM71 154V153H70ZM30 155V154H29ZM79 155H81V154H79ZM84 155V154H83ZM31 156V155H30ZM64 156H65V154H64ZM238 156V155H237ZM244 155H243V153H242V155L240 156V157H243ZM32 157V156H31ZM29 158V156H27V159ZM72 158V157H71ZM184 158H186V157H184ZM261 158H263V157H261ZM33 159V158H32ZM49 159V158H48ZM48 159H47V161H48ZM83 159V158H82ZM85 159V158H84ZM84 159H83V161H84ZM181 159V158H180ZM8 160V159H7ZM50 160H52V159H50ZM71 160V159H70ZM72 160H73V158H72ZM263 161H264V159H262ZM11 160H9V162H10ZM14 161V160H13ZM30 161V159L28 160V162ZM53 161V160H52ZM67 161V160H66ZM65 161V162H66ZM82 161V160H81ZM81 161H79L80 162V164L81 165H84V164H82V162ZM18 163H19V160L17 161ZM20 162H21V159H20ZM27 162V161H26ZM32 162V161H31ZM76 162V161H75ZM74 162V160H73V162H72V164L73 163H75ZM6 163V162H5ZM16 163V162H15ZM37 163H39L38 161H37ZM44 163H46L45 161H44ZM77 163V162H76ZM9 164V163H8ZM7 164V165H8ZM24 164V163H23ZM48 164H49V162H48ZM67 164H68V162H67ZM72 164H69L68 165V167H71V168H73L72 167ZM79 166H80V164L79 163H77ZM4 165V164H3ZM6 165V166H7ZM40 165V164H39ZM42 165H43V163L41 164V168H42ZM44 165H47V164H44ZM71 165V166H70ZM180 165H181V162H180ZM187 165V164H186ZM5 166V165H4ZM24 167L23 168H26V165L24 164L23 165ZM67 166V165H66ZM79 166H76V167H74V170H75V168H76V170L79 168ZM12 167V166H11ZM44 167V166H43ZM83 167V166H82ZM82 167H80V169L82 168ZM86 167V166H85ZM8 168V167H7ZM64 168H65V166H63V170H64ZM70 168V171H72V169ZM190 168V167H189ZM80 169H78V171L80 170ZM41 170L42 169H40V172H41ZM73 170V172L71 173V174H74V171ZM24 171H26V170H24ZM81 171V170H80ZM38 172H39V170H38ZM39 172V173H40ZM43 172V171H42ZM41 172V173H42ZM189 172V171H188ZM77 173V172H76ZM169 173V172H168ZM248 173V172H247ZM67 175L69 174V173H66ZM83 174V173H82ZM202 174V173H201ZM249 174H251V173H248V175ZM76 175V174H75ZM79 175L81 176V174H80V172H79ZM78 175V176H79ZM169 175V174H168ZM71 177H72V175H70ZM69 176V177H70ZM84 177V176H83ZM249 177V176H248ZM252 177V176H251ZM256 177V176H255ZM254 177V178H255ZM263 177L264 176H262V177H260V176H258V178H259V181L261 180V178L263 179ZM73 178H79V177H76V176H74ZM201 178H203V177H201ZM62 179H64V178H62ZM72 179V178H71ZM256 180H257V178H255ZM61 180V179H60ZM65 180V179H64ZM78 180H80V179H78ZM82 180H83V178H82ZM168 180V179H167ZM179 180H181V179H179ZM187 180V179H186ZM264 180V179H263ZM182 181H184V180H182ZM190 181L192 182L193 180H189L188 181V183H190ZM195 181V180H194ZM194 181L190 184V185H193L194 184ZM198 181V180H197ZM195 182V184L194 185H196V183L197 184H199L198 186H202L203 184L204 185H208V189L207 188H205L204 187V185H203V187H195L194 185V187H192V186H187V183H185L184 184V186H180V184H177V182L178 181H176V183H174L173 184V181L170 183L171 185H175L176 184V187H174V186H172L173 188H171L170 186H169V188L170 189H168V193H172V194H174V196H176V197H174V201L176 202V207L178 208V207H180V210H179V208L177 209L178 211H175V216H178L179 215V213L181 214L180 215V219L177 217V219H179V220H177V221H180L181 223H185V222H187V226H188V222L190 221H197V223H198V221H200V223H201V225H200V223L199 224H197L198 226L200 225L201 227H202V225H205V224H203V222H204V220H202L203 222H201V220H200V217H204L205 216V218H209L210 220H212L211 222H212V224H211V222H210V220L209 221H207V219H206V221L205 222H208V224L209 225H211L212 226V228L211 229H209L208 231H211V232H209V234H212V236H211V238L213 237V236H216V238L214 237V239H222V241H224L223 239L225 238V240L226 239H228V243H226V241H225V243L224 244H222L221 243V241L219 240H217L218 242H217V245H219V247L217 248V249H219V251L218 252H220L221 251V249H222V253H224L225 252V255H227V257H226V259H224L223 257H225L223 254H220L219 256H220V259L222 260V259H224L223 261H221V262H223V264H264V202H254V201H251V200H244V199H241L239 196V198L238 197H236V196H234V195H232V194H230V193H226V191H222V190H220L221 188L219 187V188H217V187H212L210 184H208V182L205 184L204 182H202L201 183V185H200V183H198V182ZM248 181V180H247ZM250 181V180H249ZM258 181V180H257ZM63 182V180L61 181V183ZM175 182V181H174ZM185 182V181H184ZM261 182V181H260ZM166 183V182H165ZM63 184V183H62ZM70 184V183H69ZM168 184V183H167ZM263 184H264V182H263ZM60 185V184H59ZM76 185V184H75ZM74 185V186H75ZM189 185V184H188ZM210 185V186H209ZM61 186V185H60ZM60 186H59V188H60ZM70 186H72V185H70ZM77 186V185H76ZM177 186H180V187H178V190L180 191L179 193H178V191H177V193L175 194V190H173V189H176L177 188ZM215 186H216V184H215ZM31 187H32V185H31ZM36 187V186H35ZM185 187H187V188H185ZM39 188V187H38ZM58 188V187H57ZM63 188L65 189V187L63 186ZM68 188H69V185H68ZM67 188V189H68ZM71 188V187H70ZM70 188H69V191H70ZM72 189H73V187H72ZM29 190V189H28ZM165 190V189H164ZM173 191H175V192H173ZM27 192V191H26ZM25 192V194H27ZM30 192V191H29ZM262 192V191H261ZM62 192H60V194H61ZM195 195H194V194ZM54 194V193H53ZM170 194H169V196H170ZM193 195V196H191V195ZM31 195V194H30ZM56 195V194H55ZM168 195V194H167ZM166 195V196H167ZM36 196H37V194H36ZM192 197V198H191ZM25 198H28V197H25ZM170 198V197H169ZM218 198V199H217ZM164 199V198H163ZM172 199V195H171V198H170V200ZM190 199H192V200H190ZM207 199H209V202L207 201V203H210V200H214L215 199V202L217 203L215 206H213V204L212 205H208V208L206 207V209H208V210H206V209H204L203 207V204H206L205 202H203L204 200H207ZM219 199H220V201H219ZM166 201L167 200H169L168 199V197L165 199ZM191 202H190V201ZM217 201H219V202H217ZM264 201V200H263ZM188 202V203H187ZM190 202V203H189ZM174 203V202H173ZM178 203V204H177ZM189 204L188 206L186 205V206H184L185 204ZM170 204V203H169ZM179 204H181L182 205V207H181V205L179 206ZM215 204V203H214ZM164 205H166V204H164ZM174 205V204H173ZM167 206H168V204H167ZM166 206V207H167ZM175 206H174V208H175ZM196 206H198V207H196ZM206 206H207V204H206ZM169 207V206H168ZM185 207V208H184ZM210 207H212L213 208V210H210L209 211V209H210ZM201 208H203V209H201ZM211 208V209H212ZM173 209V208H172ZM176 209V208H175ZM174 209V210H175ZM199 209H201V210H199ZM167 210V209H166ZM204 212H203V211ZM207 212H206V211ZM163 211V210H162ZM168 211V210H167ZM171 211V210H170ZM181 211H183L182 213H181ZM208 211H209V213H208ZM205 212H206V214L208 213V216L209 217H207L206 216V214H205ZM167 213V212H166ZM201 213H204V216H198V215H201ZM168 214V213H167ZM170 214V213H169ZM172 214V213H171ZM170 214V215H171ZM210 214V215H209ZM173 216V215H172ZM199 217V218H198ZM170 218H171V216H170ZM198 219V220H197ZM217 220H219V221H221V222H219L218 221V223H217ZM215 222H216V224H215ZM179 223V222H178ZM192 223V222H191ZM219 223H221V225H223V224H225L226 226L225 227H227V228H225V229H222V228H217L218 227V225L217 224H219ZM207 224V223H206ZM83 226V225H82ZM192 226V225H191ZM188 227V228H184V226L183 227H180L181 228V230H182V232H188V230L189 231H193V230H190V229H192V227H195V226H192V227ZM207 226V225H206ZM214 226H216V227H214ZM84 228L85 227H87L86 225L85 226H83ZM197 227V226H196ZM208 227V226H207ZM190 228V229H189ZM224 228V227H223ZM87 229H88V227H87ZM196 228H194V230H195ZM199 230V229H198ZM205 231V230H204ZM204 231H202V232H200V231H198V234H200V237L201 238H199V239H202L201 240V242L200 241H198L199 243H197L196 242V240L194 241L195 243H193V244H202V245H205V243L206 242H208V241H206L207 240V238H208V236L206 235V233L207 232H204ZM216 233H214V232ZM98 233V232H97ZM203 233H205V235L207 236V238H205V236H204V234ZM218 233V234H217ZM187 234V233H186ZM208 234V233H207ZM225 234V235H224ZM182 235H183V238L184 237H186V239L188 240H186V242H189L190 244H191V239L193 240V236L192 235H185L184 236V233H182ZM201 235H203L204 237H202ZM218 235H220L219 237H218ZM223 238H222V237ZM225 236V237H224ZM191 237V238H190ZM199 237V235H197L196 237H194V238H198ZM204 238L206 239L205 241L206 242H203V240H204ZM96 240H97V238H95ZM102 238L100 237V240H101ZM198 239V240H199ZM209 239V238H208ZM210 240V239H209ZM98 241V240H97ZM212 241V240H211ZM249 242H255L256 244H257V246L255 247V249H254V251H251V252H245L244 254L242 253V254H240L238 251H237V247L238 246H243V245H245L246 243H249ZM52 243V242H51ZM99 243V242H98ZM212 243V242H211ZM211 243H206V244H209V246H210V248H211V245L215 248V247H217L216 245H214V243L213 244H211ZM53 244V243H52ZM52 244H50L51 245V247H54L53 249H55L56 247H55V243H54V245L52 246ZM100 244H101V241H100V243H99V246H100ZM200 244V245H201ZM45 245H46V243H45ZM81 246H83V247H85L86 248V246H85V243H84V245H81ZM189 246V245H188ZM197 246H199V245H197ZM192 247V246H191ZM212 247V248H213ZM48 248V247H47ZM82 248V247H81ZM189 248H190V246H189ZM203 248V247H202ZM224 248V249H223ZM87 249V248H86ZM104 249V248H103ZM169 249V248H168ZM193 249H195V252H196V250L197 251H199L198 250V248H196V247H194ZM206 249H208V248H206ZM205 249V252H207V250ZM216 249V248H215ZM51 252H53V250H51V249H49ZM100 250V249H99ZM225 250V251H224ZM202 251H203V249H202ZM215 251V250H214ZM224 251V252H223ZM100 252V251H99ZM204 252V251H203ZM204 252V253H205ZM216 252H217V250H216ZM214 253L215 255L217 254V253ZM56 252L54 251V253L53 254H55ZM82 253V252H81ZM203 253V254H204ZM218 255V254H217ZM223 255V256H222ZM57 256V255H56ZM217 258L215 259V257H212V258H210V259H215V261L213 260V262H214V264H216V260H218V256H216ZM57 258V257H56ZM206 258V257H205ZM205 258H203V261H201V262H203V263H205V264H207V263H209V264H213L212 262H211V260L209 259V258H207L208 260H206L205 261ZM104 260V259H103ZM226 260V262L224 263V261ZM46 261H47V258H46ZM51 260H49V261H47V262H50ZM103 262V261H102ZM167 262L168 263H171V261H170V259H166L165 257H161L160 258V264H167ZM200 262V263H201ZM207 262V263H206ZM211 262V263H210ZM219 262V261H218ZM220 263V262H219ZM219 263H217V264H219Z\"/></svg>",
    "mask_w": 264,
    "mask_h": 264
}]
</instances>
